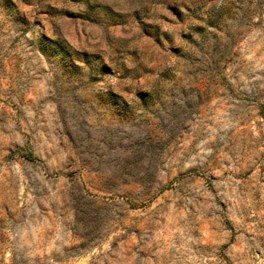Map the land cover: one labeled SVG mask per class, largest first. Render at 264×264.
Returning <instances> with one entry per match:
<instances>
[{
	"label": "rangeland",
	"instance_id": "obj_1",
	"mask_svg": "<svg viewBox=\"0 0 264 264\" xmlns=\"http://www.w3.org/2000/svg\"><path fill=\"white\" fill-rule=\"evenodd\" d=\"M0 264H264V0H0Z\"/></svg>",
	"mask_w": 264,
	"mask_h": 264
}]
</instances>
